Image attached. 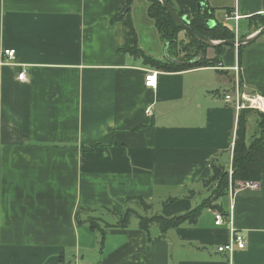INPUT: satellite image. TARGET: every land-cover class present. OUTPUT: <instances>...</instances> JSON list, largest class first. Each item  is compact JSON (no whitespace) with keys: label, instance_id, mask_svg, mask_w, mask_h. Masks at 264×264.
Masks as SVG:
<instances>
[{"label":"crops","instance_id":"1","mask_svg":"<svg viewBox=\"0 0 264 264\" xmlns=\"http://www.w3.org/2000/svg\"><path fill=\"white\" fill-rule=\"evenodd\" d=\"M199 1L173 4L192 15ZM263 1L204 0V6L215 18L216 8H224L218 22L228 24L234 21L228 15L240 21L262 13ZM139 3L0 0V264H68L69 256L76 264L82 258L85 264H264V174L257 189L230 188L228 200L216 202L222 210L205 208L195 223L164 235L132 221L89 223L128 206L141 212L130 197L152 204L147 215L200 205L211 194L205 180L213 166L232 162L239 112L224 95L238 76L243 90L264 96V34L243 48L241 63L237 47L224 46L221 66L153 69L156 86H147L153 67L126 51V24L114 16L130 14L145 54L174 57L156 32L152 45L156 26ZM6 49L15 50L13 59ZM255 120L248 118V138ZM231 202L234 226L247 243L230 254L217 249L231 230L215 224V212L228 214ZM97 231L99 249L85 261L82 248L93 247L89 237Z\"/></svg>","mask_w":264,"mask_h":264},{"label":"trees","instance_id":"2","mask_svg":"<svg viewBox=\"0 0 264 264\" xmlns=\"http://www.w3.org/2000/svg\"><path fill=\"white\" fill-rule=\"evenodd\" d=\"M148 15L154 20L156 28L159 30L160 37L163 41L169 43L168 52L171 57L180 60L174 62L172 60H161L151 55H147L137 44V33L132 23L130 14L124 11L120 12L114 19L124 20L127 28V33L130 39V46L126 51L132 52L134 55L143 58L146 64L152 66V69H159L164 71H180L190 68L212 66L211 63H217L221 56V50L224 46L215 47L216 57L207 59V49L210 48L207 44L199 41L197 38L186 32L188 41L179 38V33L183 31L180 28L168 11L164 8L160 0H148ZM131 0H127V7L130 6ZM180 16L184 13L177 10L173 4V0H168ZM191 27L201 34L214 39H233L236 38L235 27L229 26L227 23L216 22L211 26L207 21L214 19L213 8L204 6L202 11L196 10L192 15H188ZM254 25L261 27L264 25V14L258 13L248 19V26ZM245 37V35H241ZM244 46L237 47L239 63H241V55ZM183 53V56H181ZM198 60L194 58L199 56ZM250 115H256V131L248 138V118ZM99 143L88 149H95ZM87 149V147H86ZM231 171V172H230ZM264 174V112L253 109L243 108L239 111L236 137L233 147V157L230 167L223 165H214L212 174L205 180V185L210 189L211 194L204 199L200 205L187 212L176 214L173 216H166L160 212H154L150 215L143 214L135 208L128 206L122 214L120 219L115 224L105 223V227H127L130 224L132 216L135 215L138 219L140 229L149 232L153 225L158 226L161 235H164L168 230L178 227L183 222L195 223L199 214L205 208H220L219 199L226 196L229 189H236L240 184L247 181L260 182ZM135 200L138 206L143 208L146 212L152 208V204L146 202L142 197H130L128 201ZM116 213L115 207H106ZM140 209V208H139ZM222 210V209H221ZM92 228H99L102 218L91 216L89 218Z\"/></svg>","mask_w":264,"mask_h":264},{"label":"built area","instance_id":"3","mask_svg":"<svg viewBox=\"0 0 264 264\" xmlns=\"http://www.w3.org/2000/svg\"><path fill=\"white\" fill-rule=\"evenodd\" d=\"M240 18L241 17L237 13L227 16V19H234L236 33H238L239 30L238 21ZM4 52L7 56V60L13 59L15 57L14 49H6L4 50ZM234 69L239 71L240 69L239 64H236ZM18 77L20 79H25V72L23 71L19 73ZM156 78H157V71L153 69L149 70L145 78L146 85L152 87L156 86ZM224 97L227 101L233 102L234 107L238 112L243 108H253L264 112V96L243 90L241 88V81L238 76H236V83L233 87V90L227 92L224 95ZM241 186L242 187L247 186L252 189H257L259 187V182L247 181L245 183L240 184L239 187ZM233 208H234V203L231 202L230 211L228 214H225L224 212H221L219 210L215 212V224L216 225L227 224L231 230V236L229 240L220 244L217 249L220 252H228L230 254L234 251L235 246H237L238 248H244L247 243L246 236L240 233L239 231H237L236 227L234 226ZM77 264H85V263L78 261Z\"/></svg>","mask_w":264,"mask_h":264},{"label":"rangeland","instance_id":"4","mask_svg":"<svg viewBox=\"0 0 264 264\" xmlns=\"http://www.w3.org/2000/svg\"><path fill=\"white\" fill-rule=\"evenodd\" d=\"M132 2H133V0H131V4H132ZM139 2H141V3H139V6H138V8L140 9V10H143V11H145V9H146V12H147V15H148V6H149V1L148 0H139ZM130 4V5H131ZM225 9L224 8H220V7H218V8H216V18H215V20H214V22H216V21H224V19H225V11H224ZM148 17L152 20V22H154V20L148 15ZM154 24H155V22H154ZM228 24L230 25V26H232V27H235V22L234 21H228ZM156 26V25H155ZM238 29L240 30H238V32H241V33H243V34H239V33H236V37L237 38H242L241 37V35L243 36V35H245V36H247V35H249V34H251V33H253L255 30H257V27H255L254 25H251V26H248V19H246V18H242L240 21H238ZM154 30V29H153ZM184 31V30H183ZM155 32L156 33H158L159 34V30L156 28L155 29V31H154V34H155ZM185 32V34H186V31H184ZM160 35V34H159ZM161 38V37H160ZM180 38V37H179ZM183 38V40H184V42H187L188 41V36L187 35H184V37H182ZM155 39V40H154ZM151 41V40H150ZM158 38H157V36H156V34H155V37H153L152 38V41H151V43H152V45H153V43H154V46L156 47L157 46V44H158ZM252 44V43H251ZM248 46H250V44L249 45H244V48H247ZM207 59H213L214 57H216L215 55H216V51H215V49L214 48H210V49H207ZM181 56H183V53H181ZM242 57H243V55H242ZM211 64H213L212 66H221V58L220 59H218V62L217 63H211ZM255 116V118L257 119V116L256 115H254ZM253 124H254V128H253V133H252V135L255 133V131H256V120L253 122ZM226 167V166H225ZM230 167V166H229ZM231 172V171H230ZM224 199V201L226 202L227 200H228V197L226 196V197H224L223 198ZM136 205V204H135ZM127 208V207H126ZM125 208V209H126ZM140 209V211L143 213V214H146V211L143 209V208H141V207H139ZM124 209V210H125ZM104 216H102L101 218L103 219V220H105V221H107L108 223H115L117 220H119L120 219V216L118 215V216H116L115 218H113L112 217V219H104L103 218ZM131 221H132V223L133 222H138V219H137V217L135 216V215H133L132 216V219H131ZM103 224V226H105V223L103 222L102 223ZM153 228H158L156 225H153L152 226ZM89 244L90 245H93V247H90L89 245H88V248H87V252H85L86 250L84 249V248H82V253H84V260L85 261H88L89 260V258L90 257H92V256H94V255H96V253H97V251H95V250H93V248L94 249H96V250H98L99 249V245H98V243H97V240L99 241V239H100V241H101V239L102 238H100V234H99V232L97 231V233H91V235H90V237H89ZM71 257L69 256V258H68V260H67V263L68 264H76V262H75V260H74V258H71ZM82 260H83V258L81 259V262H82Z\"/></svg>","mask_w":264,"mask_h":264},{"label":"water","instance_id":"5","mask_svg":"<svg viewBox=\"0 0 264 264\" xmlns=\"http://www.w3.org/2000/svg\"><path fill=\"white\" fill-rule=\"evenodd\" d=\"M162 5L164 6V8L168 11V13L171 15V17L173 18V20L175 21V23L182 28L184 31L188 32L189 34H191L192 36H194L195 38H197L199 41L207 44L210 47H219L222 45H228V46H235V47H239V46H244V45H249L251 43H253L254 41H256L259 37H261L264 34V25H262L261 27H259L257 30H255L253 33L242 37V38H233V39H214V38H210L208 36H205L203 34H201L200 32H197L196 30H194L190 23V19L188 17V15H183L180 16L177 11L173 8V6L168 2V0H160ZM263 13H264V1H263ZM204 8V0H200L197 4V10L198 11H202ZM211 26H214L216 24V22H214V19H210L207 21ZM169 44V43H167ZM201 57V54L199 56H197L196 58H194L195 60H198ZM174 62H179V59L176 58H172L171 59Z\"/></svg>","mask_w":264,"mask_h":264},{"label":"flooded vegetation","instance_id":"6","mask_svg":"<svg viewBox=\"0 0 264 264\" xmlns=\"http://www.w3.org/2000/svg\"><path fill=\"white\" fill-rule=\"evenodd\" d=\"M262 14H264V13L262 12Z\"/></svg>","mask_w":264,"mask_h":264}]
</instances>
